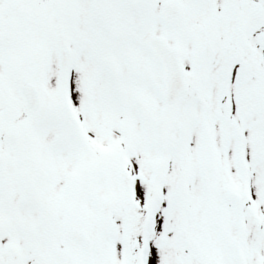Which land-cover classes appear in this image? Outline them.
<instances>
[{
  "label": "snow or ice",
  "instance_id": "1",
  "mask_svg": "<svg viewBox=\"0 0 264 264\" xmlns=\"http://www.w3.org/2000/svg\"><path fill=\"white\" fill-rule=\"evenodd\" d=\"M0 264H264V0H0Z\"/></svg>",
  "mask_w": 264,
  "mask_h": 264
}]
</instances>
